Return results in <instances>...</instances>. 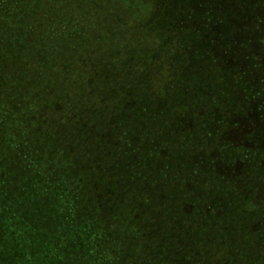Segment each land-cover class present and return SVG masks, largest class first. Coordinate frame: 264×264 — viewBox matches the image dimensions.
Instances as JSON below:
<instances>
[{
	"label": "trees",
	"instance_id": "obj_1",
	"mask_svg": "<svg viewBox=\"0 0 264 264\" xmlns=\"http://www.w3.org/2000/svg\"><path fill=\"white\" fill-rule=\"evenodd\" d=\"M0 264H264V0H0Z\"/></svg>",
	"mask_w": 264,
	"mask_h": 264
}]
</instances>
